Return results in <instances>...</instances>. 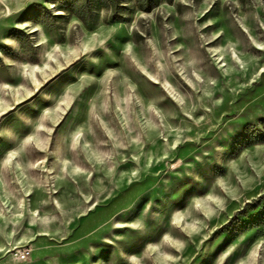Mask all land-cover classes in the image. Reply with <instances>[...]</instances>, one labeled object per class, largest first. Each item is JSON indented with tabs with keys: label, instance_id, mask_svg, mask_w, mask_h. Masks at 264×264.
Instances as JSON below:
<instances>
[{
	"label": "rangeland",
	"instance_id": "1",
	"mask_svg": "<svg viewBox=\"0 0 264 264\" xmlns=\"http://www.w3.org/2000/svg\"><path fill=\"white\" fill-rule=\"evenodd\" d=\"M0 264H264V0H0Z\"/></svg>",
	"mask_w": 264,
	"mask_h": 264
},
{
	"label": "built area",
	"instance_id": "2",
	"mask_svg": "<svg viewBox=\"0 0 264 264\" xmlns=\"http://www.w3.org/2000/svg\"><path fill=\"white\" fill-rule=\"evenodd\" d=\"M30 249L23 247L14 251L13 256L18 260H26L30 256Z\"/></svg>",
	"mask_w": 264,
	"mask_h": 264
}]
</instances>
